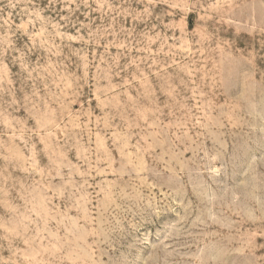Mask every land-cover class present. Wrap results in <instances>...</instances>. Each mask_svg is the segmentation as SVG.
Returning a JSON list of instances; mask_svg holds the SVG:
<instances>
[{
	"label": "rangeland",
	"instance_id": "rangeland-1",
	"mask_svg": "<svg viewBox=\"0 0 264 264\" xmlns=\"http://www.w3.org/2000/svg\"><path fill=\"white\" fill-rule=\"evenodd\" d=\"M0 264H264V0H0Z\"/></svg>",
	"mask_w": 264,
	"mask_h": 264
}]
</instances>
